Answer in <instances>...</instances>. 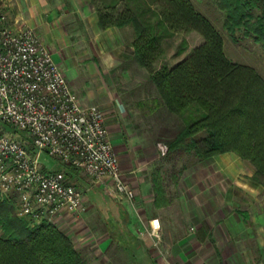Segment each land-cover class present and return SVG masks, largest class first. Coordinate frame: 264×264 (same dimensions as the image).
Returning a JSON list of instances; mask_svg holds the SVG:
<instances>
[{
  "label": "rangeland",
  "instance_id": "374dc122",
  "mask_svg": "<svg viewBox=\"0 0 264 264\" xmlns=\"http://www.w3.org/2000/svg\"><path fill=\"white\" fill-rule=\"evenodd\" d=\"M10 2L8 11L0 0L8 21L11 14L21 12L15 0ZM191 2L221 35L226 57L252 67L264 80V47L244 36L243 28L236 29L235 40L230 36L219 0ZM47 3L53 6V17H45L48 12L40 6L36 25L19 24L32 28L48 47L83 104L99 106L105 119L121 105L117 117L124 144L111 141L112 145L120 168L122 161L141 164L137 186L123 176L134 192L132 199L122 202L123 197L110 195L90 181L79 211L48 222L71 239L87 264H264V188L251 178V162L233 152L204 159L188 153L167 154V148L161 153L158 144H165L180 119L157 106L159 97L146 69L133 59L132 27L101 28L94 23L91 16L97 18L100 0ZM56 5L61 10L56 11ZM201 40L195 31L165 37L154 66H172ZM132 154L135 161L127 160ZM40 160L45 169L71 173L83 187L82 173L45 152ZM154 179L164 187L160 199L166 203L161 206L154 203Z\"/></svg>",
  "mask_w": 264,
  "mask_h": 264
},
{
  "label": "trees",
  "instance_id": "16d2710c",
  "mask_svg": "<svg viewBox=\"0 0 264 264\" xmlns=\"http://www.w3.org/2000/svg\"><path fill=\"white\" fill-rule=\"evenodd\" d=\"M95 8L101 28L130 25L133 59L147 71L159 101L180 124L166 140L167 154L198 159L233 152L248 160L251 178L264 188V80L250 66L229 60L223 40L191 0H100ZM225 28L235 40L243 28L264 47V0H219ZM254 9L258 10L254 14ZM197 32L202 40L172 66L154 63L160 44L174 33ZM72 176L71 173L67 172ZM154 203L161 206L164 187L153 180ZM125 216L123 222H126ZM0 264H87L71 239L57 226H30L15 213L12 199H0ZM123 241V240H122Z\"/></svg>",
  "mask_w": 264,
  "mask_h": 264
},
{
  "label": "built area",
  "instance_id": "2783aa9c",
  "mask_svg": "<svg viewBox=\"0 0 264 264\" xmlns=\"http://www.w3.org/2000/svg\"><path fill=\"white\" fill-rule=\"evenodd\" d=\"M158 149L164 153L165 144ZM44 152L133 198L102 110L80 101L48 47L29 26H12L0 3V199H12L30 226L84 203V188L67 171L41 165Z\"/></svg>",
  "mask_w": 264,
  "mask_h": 264
},
{
  "label": "crops",
  "instance_id": "0c3cea01",
  "mask_svg": "<svg viewBox=\"0 0 264 264\" xmlns=\"http://www.w3.org/2000/svg\"><path fill=\"white\" fill-rule=\"evenodd\" d=\"M55 1H56V3H58L59 0H55ZM67 1L72 3V1H74V0H67ZM3 2L5 3L8 11H10V5H11L10 0H3ZM85 2H86V0H85ZM15 3L17 5V9H19L21 12L17 13L16 15L11 14V12H10L11 16L9 18V23L12 26L19 25V23L21 21H24L26 23L28 22L30 24L33 23V25H36L34 22H35V19L37 18L38 11H41L39 8L40 6L41 7L43 6L44 9H46V11L48 12L45 15V17H48V18L50 16L53 17V14H54V10L52 9L53 6L48 7L47 0H15ZM39 3H40V5H39ZM61 5L64 6V3H61ZM55 9H56V11L61 10L59 5H56ZM85 9H86L85 7H82L81 11L85 12L86 11ZM87 9L90 10L89 7ZM81 17H83V14H81ZM91 18H93L94 23H98L97 18L92 17V16H91ZM120 106L121 105L119 104L120 110H115V114L106 115V119H105V122H106V125L108 128V132L110 134L111 141H113L115 145H119V143L124 144V142H123L124 139H123V135H122V131H121V125L119 124L120 123L119 118L117 117V116H119V114H121V107ZM127 157H128L127 160H131V161H135V159H136L134 154H132V156L127 155ZM140 168H141V164L135 165V163H134L132 166H130L128 164L123 163V161H122L121 170H122L123 176L125 177L126 181L128 183H130L132 186L133 185L137 186L141 180V176H139V169ZM81 177L83 179V181H81V183L83 184L82 188L88 189L90 187V185H89L90 180L83 174ZM96 185H98L100 188L105 189L110 195L112 194L114 196L122 198L120 195H117V194L111 192L110 189L108 188V186L103 185V184H96ZM124 200L125 199L123 198V200H121V201L123 202ZM126 213H127V211H126ZM240 221H241V223H243L242 219H240Z\"/></svg>",
  "mask_w": 264,
  "mask_h": 264
}]
</instances>
